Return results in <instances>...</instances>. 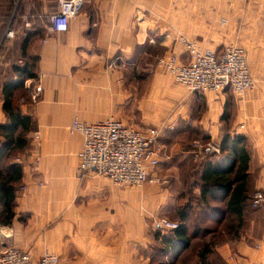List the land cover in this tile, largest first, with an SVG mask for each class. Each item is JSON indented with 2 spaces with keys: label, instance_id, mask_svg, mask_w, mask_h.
Returning a JSON list of instances; mask_svg holds the SVG:
<instances>
[{
  "label": "crops",
  "instance_id": "0c3cea01",
  "mask_svg": "<svg viewBox=\"0 0 264 264\" xmlns=\"http://www.w3.org/2000/svg\"><path fill=\"white\" fill-rule=\"evenodd\" d=\"M6 1L0 42L6 39L11 59L0 62V84L14 78L12 65L34 59L35 78L23 89L40 87L34 102L29 94L20 102L35 129L14 157L21 178L11 219L0 221L10 242L32 262L53 252L61 264H151L158 256L152 231L170 230L158 219L180 220L179 191L186 196L179 207L189 197L191 213L183 218L190 243L178 256L192 259L204 239L229 264H264V203L252 209L245 198L228 199L254 188L264 194V0H76L63 32L47 29L56 0ZM186 41L214 56L227 45L243 48L253 89L190 92L175 82L158 59L171 54L186 63ZM73 117L157 128L160 158L148 174L164 181L120 186L77 171L81 136L69 129ZM202 139L226 146L223 156L200 153L193 142ZM209 163L219 164L221 180L202 199L190 181ZM6 242L0 238V248Z\"/></svg>",
  "mask_w": 264,
  "mask_h": 264
},
{
  "label": "built area",
  "instance_id": "2783aa9c",
  "mask_svg": "<svg viewBox=\"0 0 264 264\" xmlns=\"http://www.w3.org/2000/svg\"><path fill=\"white\" fill-rule=\"evenodd\" d=\"M56 11L47 16V29L51 32H63L71 16L78 7L76 0H56ZM5 37L11 38L12 31L7 29ZM188 61L180 64L169 54L158 59V63L172 75L175 82L190 92L220 91L229 89L234 94L251 91L254 87L249 74L245 52L236 45H227L218 56L210 51H201L193 43L184 42ZM29 99L34 102L40 90L38 84L27 87ZM69 129L81 136V146L77 153V171H91L107 177L120 186H138L144 182L164 181L149 176L148 169L159 162V151L155 147L159 136L157 128L136 130L121 122L106 118L100 121L85 123L73 117ZM34 139L37 134H33ZM193 145L200 153L223 156L218 143L209 140H195ZM38 156L34 155L36 163ZM264 203V194L255 190L250 197L252 206ZM157 224L174 228L176 221L161 217ZM11 229L0 224V238L8 241L0 248V264H61L53 252H43L39 259L32 262L27 252L15 247L10 242Z\"/></svg>",
  "mask_w": 264,
  "mask_h": 264
},
{
  "label": "trees",
  "instance_id": "16d2710c",
  "mask_svg": "<svg viewBox=\"0 0 264 264\" xmlns=\"http://www.w3.org/2000/svg\"><path fill=\"white\" fill-rule=\"evenodd\" d=\"M3 2L6 11L7 1L0 0V5H2ZM19 5L18 2L16 10L19 9ZM5 43L6 39L3 38L0 42L3 49H5ZM11 71L14 78L7 79L0 84L1 110L5 117L4 122L0 124V221L3 222H9L11 219L17 183H19L21 178V165L14 161V157L27 147V135L35 129V123L32 118L23 113L20 109V102L23 100H21V97L17 94L19 90H23V83L25 80L35 78L34 59L32 61L23 59L21 64L12 65ZM233 139L235 142L241 140L238 136L233 137ZM218 146L220 150L225 151L226 146L220 143H218ZM240 152L241 151L238 153V158L241 156ZM216 156L220 158L219 155ZM239 161H241V158H239ZM210 165H206L203 168L199 178L194 176L190 181V186L194 185L198 187L199 195L202 199H205L207 195L209 196L212 193L209 189L216 183V180H221V170L218 167L219 164ZM233 166L234 162H230L227 168L231 169ZM242 179H244V176L240 175L235 177L233 181H240ZM226 184H228V182L224 185ZM242 198L243 200L244 198L246 199V205H248L249 208L255 209L248 201L249 194L244 193L241 195V193L237 194L231 192L230 195H228L229 202L232 199L236 201ZM187 206L188 203H185L181 208L179 206L177 207L180 220L176 221L177 225L174 228H169L170 230L167 234L161 232L158 227L152 231L153 240H158V256L151 258V264H169L170 262L172 264L174 260H177L176 262H178V264H229L213 249L212 240L202 239L196 241L192 259L188 254L178 256L181 250L186 248L190 243L186 230L187 222L186 219H183L185 215L191 213V210H187ZM169 246L170 249L167 251V247ZM164 254H168L167 257H163Z\"/></svg>",
  "mask_w": 264,
  "mask_h": 264
},
{
  "label": "rangeland",
  "instance_id": "374dc122",
  "mask_svg": "<svg viewBox=\"0 0 264 264\" xmlns=\"http://www.w3.org/2000/svg\"><path fill=\"white\" fill-rule=\"evenodd\" d=\"M5 13H6V11H5V5H4V2H3V4L2 5H0V20H3V18L5 17ZM5 24H4V20H3V26H4ZM0 62L2 61V60H6L7 59V57L9 58L10 57V53L11 52H9V51H6V49H3V47L0 45ZM9 59H11V58H9ZM12 62V61H11ZM18 63V62H17ZM21 63V61L19 62V64ZM3 69H2V67L0 66V71H2ZM20 97H21V100H26V99H28V93L23 89H21V90H19V92L17 93ZM31 101V100H30ZM32 102V101H31ZM28 136V135H27ZM197 139V138H196ZM34 140V139H33ZM202 140H204V139H202ZM28 141H29V136H28ZM102 177V176H101ZM112 182V181H111ZM255 190H260V189H253L251 192H250V194H249V198H248V201L250 202V197H251V195H252V193L255 191ZM185 195H184V193H182V192H179L178 191V193H177V195H176V198H178V201H177V203L179 204V206L180 205H182V203H184V199H185ZM188 200H189V197L188 198H186V200L185 201H187V202H185V203H189L188 202ZM176 203V204H177ZM181 203V204H180ZM177 204V205H178ZM252 206V205H251ZM252 207H254V206H252ZM257 207H260V206H255L254 208H257ZM0 218H1V216H0Z\"/></svg>",
  "mask_w": 264,
  "mask_h": 264
},
{
  "label": "bare ground",
  "instance_id": "6f19581e",
  "mask_svg": "<svg viewBox=\"0 0 264 264\" xmlns=\"http://www.w3.org/2000/svg\"><path fill=\"white\" fill-rule=\"evenodd\" d=\"M141 184H142V183H141ZM141 184H140V185H141ZM138 186H139V185H138Z\"/></svg>",
  "mask_w": 264,
  "mask_h": 264
}]
</instances>
